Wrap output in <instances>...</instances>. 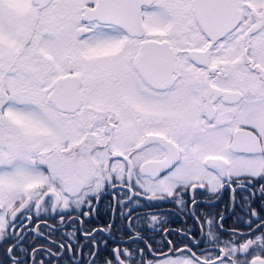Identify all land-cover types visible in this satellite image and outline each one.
<instances>
[{"label":"snow or ice","instance_id":"6c2138e0","mask_svg":"<svg viewBox=\"0 0 264 264\" xmlns=\"http://www.w3.org/2000/svg\"><path fill=\"white\" fill-rule=\"evenodd\" d=\"M226 182L244 215L211 250L156 255L131 246L142 235L101 250L114 220L72 221L83 242L48 250L57 264H264V0H0V244L22 210L86 216L112 190L132 220L123 189L163 201Z\"/></svg>","mask_w":264,"mask_h":264},{"label":"flooded vegetation","instance_id":"af4514ba","mask_svg":"<svg viewBox=\"0 0 264 264\" xmlns=\"http://www.w3.org/2000/svg\"><path fill=\"white\" fill-rule=\"evenodd\" d=\"M235 188H237L236 184L226 182L225 188L215 193L208 188L188 189L186 195L167 197L163 201H150L147 195L143 194V190H139L140 194L134 197L133 192L136 189H123L127 192L125 202H128V199L139 200L138 205H133L135 211L132 214V220H121L119 210L116 209L118 197L112 190L93 201L90 206L91 211H89V206H85L83 211L88 213L86 216L79 215L81 212L79 208L75 212L71 208H57L53 211L51 207L45 206L39 210L33 207L31 212L22 210L23 214H17L18 219L15 221V226L7 230L8 233L14 234L12 240L0 244V261H3V264H10L8 257L11 253L8 252V249L15 243L14 251L22 259L26 258L27 264H33V260L36 264H40L41 261L44 264H57L56 259L49 254L48 250L53 253L62 252L59 244L63 243L68 236L81 235V242H83L82 234L75 232L72 221H76V227L82 224L85 229H107L108 224L114 220L111 234L104 231L97 235V240L101 241V250L104 249L103 241H107L109 249L127 247L132 238L142 235L147 244L140 241L137 244H132V247L147 251L151 246L156 255L160 253L168 255L173 246L180 249L188 246L197 251L199 255L201 250H211L214 247L208 243L211 239L210 233L214 228L220 233L221 240H226L228 236L225 233L228 230L240 227L238 217L244 215L240 209L241 196L244 193L233 192L232 189ZM255 188H259V184H255ZM181 196L188 201L187 209H184L183 205L178 202H172L173 200L179 201ZM193 199L198 203L193 205ZM234 201L235 211H233ZM259 203L258 199L253 200L252 207H257ZM114 209L116 211H113ZM193 209L197 216L203 212L207 220L204 217H200L199 220L194 218L190 214ZM125 211L127 212V209ZM221 214L223 215L222 220ZM9 219L11 220V218ZM245 219H247L246 216ZM129 224L134 225L133 229L128 228ZM221 224L222 228L217 227ZM130 231L131 237L129 236ZM201 240L205 242L200 243L197 247L196 242ZM33 248L37 251L32 252ZM21 249H25L26 253L21 252ZM86 251L87 249H85ZM151 258L152 254L150 253L145 259L150 260Z\"/></svg>","mask_w":264,"mask_h":264}]
</instances>
